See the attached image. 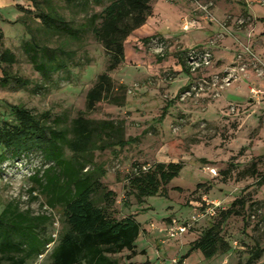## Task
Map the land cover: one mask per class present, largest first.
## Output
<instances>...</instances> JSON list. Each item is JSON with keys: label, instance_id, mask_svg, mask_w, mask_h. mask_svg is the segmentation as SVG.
<instances>
[{"label": "rangeland", "instance_id": "374dc122", "mask_svg": "<svg viewBox=\"0 0 264 264\" xmlns=\"http://www.w3.org/2000/svg\"><path fill=\"white\" fill-rule=\"evenodd\" d=\"M164 1H151V15L125 40L123 60L109 73L116 84L122 83L127 87L125 105L117 107L101 101L92 110H86V93L96 76L106 70L107 56L102 46L84 32L80 40L71 43L74 54L67 61L68 71L61 70L48 81H43L22 49L28 35L22 24L16 21L22 14L18 7L26 9L31 4L26 0H0V50L8 48L16 57L10 72L31 81L27 87L16 86L14 82L0 85V115L6 118L8 105L21 103L37 113L49 111L51 117L58 116L64 124L75 118L78 111H84L85 116L93 120L123 121L124 139L135 137L134 142H129L122 149L91 151V163L87 166L91 169L93 165H99L105 171L101 181L116 193V217L136 213V220L143 230L135 241L138 251L132 259L135 264H172L178 261L187 252V242L195 237L196 231L169 238L165 229L170 219H176L178 223L191 220L193 213L199 211V201L221 207H227L235 198L242 196L248 201H264V184L257 186L255 178L244 172L252 161L264 154V6L260 5L264 2L230 0L236 5H245L248 15L241 12L225 17L215 0H198L202 4L211 2L212 6L215 5L210 6L213 19L209 24L203 15L204 20L194 16L201 14L194 1L175 0L180 2L177 6ZM219 2L223 4L226 1ZM52 3L74 25L99 10L97 5L85 0H72L70 4L52 0ZM153 5L165 15H172L177 22H171L170 26L169 16L167 19L160 17L158 12L151 18L155 15ZM192 15L195 24L183 30L184 21ZM239 18L245 19L244 24H238ZM227 20L230 23L226 24ZM29 21L32 26L36 25L33 20ZM156 27L160 32L172 27L173 36L167 33L156 35ZM157 37L162 46L160 52L152 44ZM144 38L150 40L144 44ZM40 40L50 46L57 43L56 36L47 39L42 34ZM200 44L204 46H197ZM215 45L220 46L218 51H214ZM201 47L211 49L213 55L206 73L230 70L236 73L237 78L217 97L207 92L182 100L180 95L184 90L181 89L190 85L192 79L189 77L192 76L185 73L180 64L185 60L188 49ZM248 51L252 54L248 55ZM238 56L245 60L243 72L237 68ZM216 60L221 63L214 67ZM33 84L39 88H33ZM133 162L145 167L154 162H181L182 166L178 175L167 184V196H148L141 204H136L130 197L129 206L122 207L124 177ZM44 164L36 151L21 158L9 157L0 163V210L11 201L32 215L48 217L44 232L45 237L52 241L41 255L33 257L27 264H50V252L62 229L58 209L48 207L37 191H30V177L45 168L47 165ZM257 165L259 172L264 174V163L259 161ZM226 169L230 173L224 175ZM198 184L201 186L197 188ZM257 208L252 213L246 210V223L235 216L227 221L223 231L231 245L227 254L205 259L195 251L181 264H245L249 249L255 242L259 243L262 252L252 264H263L264 205L259 203ZM207 217L196 222L195 230L209 224ZM143 249L144 253L139 252ZM126 254L123 252L115 258L120 264H125Z\"/></svg>", "mask_w": 264, "mask_h": 264}, {"label": "trees", "instance_id": "16d2710c", "mask_svg": "<svg viewBox=\"0 0 264 264\" xmlns=\"http://www.w3.org/2000/svg\"><path fill=\"white\" fill-rule=\"evenodd\" d=\"M26 1L31 7H18L22 14L16 21L22 24L28 35L22 49L39 78L48 81L53 74L68 71L67 61L74 54L71 43L88 32L102 46L107 65L105 72L96 76L86 93V110H92L101 101L124 106L127 87L122 83L116 84L109 73L123 60L125 40L151 15L152 0H85L97 5L99 10L75 25L58 12L52 0ZM63 1L67 4L72 2ZM29 20L36 25L32 26ZM42 34L47 39L56 36L57 43L54 46L46 44L40 40ZM149 40L144 38V44ZM15 61L14 53L8 48L0 50L1 86L14 82L16 86L27 87L31 83L10 72ZM183 63V70L189 74L185 61ZM33 88L39 87L33 84ZM123 130V121L93 120L87 118L84 111H78L75 118L61 124V119L51 117L49 111L37 113L21 103L9 104L6 118L0 115V163L9 157L21 158L36 151L47 165L30 177V191H37L44 203L58 209L61 216L62 229L50 252V264H120L115 256L123 252L127 253L125 264H135L132 260L138 254L135 241L143 230L136 220V213L116 217V193L101 181L105 171L99 165L87 168L91 163V151L122 149L135 141V137L124 139ZM259 161L264 163V154L244 170L255 178L257 186L264 184V174L258 170ZM181 166V162H154L147 167L138 162L131 163L124 177L121 206L128 207L130 197L136 204H141L148 196H167V184L178 175ZM229 173V169L223 171L224 175ZM200 186L198 184L197 188ZM259 203L264 205V201H248L242 196L235 198L227 207H215L214 213L207 215V226L195 230V222L187 229L185 233L196 231V235L189 241L187 252L172 264H181L195 251L205 259L227 254L231 249L223 235L227 221L235 216L246 223V210L251 213L258 210ZM199 204L198 210L203 212L206 207L204 201H199ZM47 221L46 215H32L19 209L16 203L6 202L0 210V264H27L33 257L41 255L52 241L45 237ZM139 252L144 253L145 250ZM261 252L262 248L255 242L249 249L245 264L257 261Z\"/></svg>", "mask_w": 264, "mask_h": 264}, {"label": "built area", "instance_id": "2783aa9c", "mask_svg": "<svg viewBox=\"0 0 264 264\" xmlns=\"http://www.w3.org/2000/svg\"><path fill=\"white\" fill-rule=\"evenodd\" d=\"M196 4V9L203 15V17L209 21H212L213 17L210 13V9L212 6L211 2L206 4H202L198 2V0H192ZM264 2L263 0L261 1ZM238 24H244L245 19L239 18ZM195 24V19H187L184 21L182 26L183 30H186L189 26ZM211 43V41H210ZM152 44L155 46V49L158 48L159 52L162 50L161 42L159 39L152 41ZM248 51V55H249ZM252 54V53H251ZM251 57H253L251 55ZM212 55L211 51L207 47L201 48H191L188 49L185 55V65L189 70V74L192 76V82L190 85L181 93L180 98L183 100L184 98L191 95H201L204 93H209L212 97H217L220 94V91L227 87L233 80L237 78L236 73H233L230 70L224 71L222 73L208 74L206 73V69L211 65ZM255 60V59H254ZM243 59L238 56V71L243 72L245 69V65L243 64ZM257 61V60H255ZM252 91V90H251ZM230 110L233 111L234 107L231 106ZM205 209L203 212L198 211L193 213V217L191 220H188L187 223L182 224L178 223L175 219L168 224L166 227V236L169 238H175L177 236L182 235L187 231V229L197 222L200 218H203L207 215H212L214 213V208L218 207V204L209 205L208 202L205 204Z\"/></svg>", "mask_w": 264, "mask_h": 264}, {"label": "crops", "instance_id": "0c3cea01", "mask_svg": "<svg viewBox=\"0 0 264 264\" xmlns=\"http://www.w3.org/2000/svg\"><path fill=\"white\" fill-rule=\"evenodd\" d=\"M183 0H180V2H182ZM216 2H215V4H216V6H218V8H219V10H220V13H223V14H225V17L227 16V15H230V16H236V15H238V14H240L241 12H243V14H245V15H248L247 14V9H246V6L245 5H239L238 4V2H237V4L239 5V7H238V5H236V4H234V3H232V1H230V0H225L226 2H224L223 4H221L219 1L220 0H215ZM252 2H254V1H256V0H251ZM165 3H171L172 5H174V6H177L180 2H175V0H165L164 1ZM156 3V2H155ZM260 5L261 6H264V4H261L260 3ZM154 6V5H153ZM213 6H215V5H213ZM212 6V7H213ZM154 8V12H153V15L154 16H152L151 18H153V17H155L156 16V13L158 12L159 14H160V17H165L166 19H167V16H169L168 18H169V25L171 24V22H177L176 21V19L172 16V15H165V13H163L162 11H159L158 9H157V7H153ZM181 12V11H180ZM158 15V14H157ZM194 16H200V18H202L203 19V17H202V15L201 14H196V15H194ZM194 16L192 15V16H189V17H192V18H194ZM180 17H182V16H180ZM187 16H184L183 18H186ZM192 18H189V19H192ZM228 18H230L229 16H228ZM150 19V18H149ZM204 20V19H203ZM208 22H209V24H211L212 22L211 21H209V20H207ZM228 23H230V22H228V20L226 21V24H228ZM171 26V25H170ZM172 28V27H171ZM171 28H168V27H166V31H163V32H160V30H158V27H156V29H155V33H156V35H161V34H168V35H172L174 32H172V30H171ZM181 30V29H180ZM154 32V31H153ZM173 36V35H172ZM149 37V36H148ZM159 37H157V39H158ZM197 46H204V45H197ZM213 49H214V51L216 50V51H218V49H220V46H218V47H216V45L215 46H213ZM210 51H211V49H209ZM211 55H212V52H211ZM212 59H213V55H212ZM220 63H221V61H219V60H216V61H214V67H217V66H219L220 65ZM212 64V63H211ZM181 68H182V70H183V68H184V63L183 62H181ZM216 65V66H215ZM184 71V70H183ZM206 71L208 72V69H206ZM185 73H187L186 71H184ZM188 74V73H187ZM189 79H192V77L190 78L189 77ZM189 82H190V80H189ZM189 82L187 83V84H189ZM186 84V85H187ZM186 234V233H185ZM184 234V235H185ZM193 239V237L191 238V239H189V241H191ZM189 241L187 242V244L189 243Z\"/></svg>", "mask_w": 264, "mask_h": 264}]
</instances>
